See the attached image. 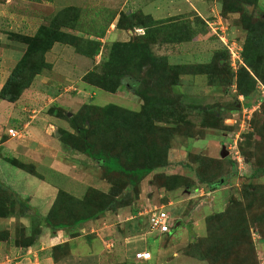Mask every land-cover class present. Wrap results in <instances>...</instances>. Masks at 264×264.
Listing matches in <instances>:
<instances>
[{
  "label": "rangeland",
  "instance_id": "rangeland-1",
  "mask_svg": "<svg viewBox=\"0 0 264 264\" xmlns=\"http://www.w3.org/2000/svg\"><path fill=\"white\" fill-rule=\"evenodd\" d=\"M168 1L172 0H129L127 4H141L146 11L155 13L157 7ZM191 1L217 29L219 37L203 34V40L192 46L179 47L173 55L165 54L168 61L208 63L215 51L220 50L224 54L220 62L227 75L230 70L231 79L211 82L207 73L184 74L177 84L170 85L171 81L159 84L156 76L134 72L120 89L111 92L85 82L84 75L94 69L102 70L114 41L129 40L139 33L127 31L119 36L120 27L109 25L113 12L124 0H0V89L26 50V44L16 40L13 33L34 35L41 25L52 23L59 11L75 4L82 9L81 15L64 30L91 39L105 33L101 49L93 57L78 53L70 44L56 42L47 52L46 60L57 64V69L43 70L37 75L18 104L0 98V182L15 201V215L0 217V231H8L9 235L7 240L0 241V264H44L42 258L51 255L54 245L46 251H37L38 255H34V250L28 254V249L18 245L34 239L32 246H47L40 239V224L52 230L41 215L44 204L36 203L37 199H43L41 186L46 183L43 179L60 184V191H66L75 183L71 175L79 178L83 169L89 174L82 177L81 190H74L79 197L86 196L90 187L107 193H112L114 187L115 193H121L114 209L99 217L93 227L80 230L73 248L70 243L64 244L59 253L70 254L62 256L61 264H264V83L258 82L256 91L250 95L241 93L238 68L242 62L233 67L231 55L224 51L228 38L242 45L246 40L241 13L225 11L227 0ZM245 7L257 17L264 16V0ZM192 15L195 19L197 13ZM162 50L170 53L166 47ZM179 53L185 55L177 57ZM140 85L143 90L161 95L174 110L163 113L155 122L158 129L156 126L153 134L147 135V144L154 149L156 168L135 186H127L125 181L120 183V176L128 175H108L102 160L93 159L82 144L75 147L61 135L68 131L76 133L69 118L89 110L93 121L88 126L89 140L96 146L117 148L113 151L116 153L120 146L113 142L111 135L115 133L111 131L103 137L92 129L101 114L90 106L113 103L140 111L143 101L135 94ZM57 109L68 117L58 115ZM82 125L87 127V123ZM10 127L19 130L17 136L8 134ZM157 156L164 158L165 163L158 165ZM11 157H19L24 167L9 162ZM131 157L137 160V154ZM107 164L114 165V160ZM256 169L260 171L255 173ZM198 172L215 183L210 186L200 180ZM49 203L52 206V201ZM155 206L169 212L172 234L149 229V211ZM242 207L249 219V233L241 226L226 233L215 222V216L227 210L231 211L229 216L240 219ZM240 248L249 251L248 258L241 260L235 255ZM141 250L150 251L152 258L136 261L135 253Z\"/></svg>",
  "mask_w": 264,
  "mask_h": 264
},
{
  "label": "trees",
  "instance_id": "trees-1",
  "mask_svg": "<svg viewBox=\"0 0 264 264\" xmlns=\"http://www.w3.org/2000/svg\"><path fill=\"white\" fill-rule=\"evenodd\" d=\"M256 2L257 0H227L225 5V11L241 13L242 24L247 31L242 51L243 64L238 68V87L240 92L245 95L249 92V95L255 92L257 86H259L258 82L264 83V16L261 18L257 17L245 7L246 4L254 5ZM81 10L75 5L63 8L52 23L41 25L34 35L13 33L14 35L12 36L16 40L26 44V50L0 89L1 99L17 102L23 92L31 86L37 75L41 74L43 70H50L53 67V64L46 60V54L56 42L70 44L75 47L78 53L89 57L96 56L99 53L102 46V41L99 38H103L105 33L98 34V38L91 39L63 29L72 20L75 22L79 18ZM193 24L195 27H192ZM117 26L133 30L139 26L144 28L145 31L143 34H138L127 41H114L103 60L102 70L94 69L84 75V81L97 88H105L108 91L116 92L123 86L127 77L133 75L134 72L144 73L147 76H156L159 84L171 81L168 82L170 85L177 84L184 74L207 73L211 82L218 80L224 83L229 77L231 79L230 70L229 75H227V71L224 70L225 67L220 62V57L223 58L224 55H222L223 52L220 50L215 51L213 61L199 64H172L168 61L166 55L160 56L154 51L157 44L162 46L164 42L180 43L192 40L196 36L201 38L203 34L207 35L209 33L208 35H211V37L218 38V35L209 26V20H205L199 15H196L194 21L184 19V17H177L167 21L164 19L155 20L151 15L143 13H135V15L131 16L124 12L121 14ZM224 51L230 57L228 48H225ZM136 80L137 82L139 81V79ZM142 81H145V77H142ZM135 94H138L143 101L140 111L113 103L101 107L90 106L91 109H95L101 114L97 117V126H94L96 128L92 126V129L103 137L108 136L113 131L115 133V135H111L114 136L112 137L114 139L113 142L119 143L115 145L120 146L116 153H113V151L117 148L113 150L104 144L96 146L94 142L89 140L88 126L89 124L93 125L89 110L69 118L75 125L76 133L68 131L62 132L61 135L62 139L70 141L75 147L82 144L84 150L93 159L102 160L108 175L113 173L120 175L125 173L128 175L125 178L120 176L122 178H120V183L125 181L127 186L129 184L135 186L156 168L154 149L153 146L147 144V135L153 134L157 126L155 122L159 121L163 113L174 110L169 104L167 105L161 95L151 90H143L141 85L135 88ZM57 114L66 116L65 113H61L58 109ZM86 123L87 127L82 125ZM126 137L131 138L130 141L124 140ZM133 151L134 154H137L136 161L133 160L134 157H131L134 155ZM122 156L126 158L125 161ZM159 158L160 162L158 165L164 164V158L157 156V160ZM8 160L15 166L24 167V164L20 163L18 161L20 159L17 157H11ZM110 160H114V165L109 166L107 164ZM258 171L260 170L256 169L255 173H258ZM262 171L264 172V169ZM198 175L200 180L206 181L210 186L215 183L212 178L203 177L199 172ZM114 190L115 188L113 187L112 193H107V191L96 187H90L86 196L82 198L61 190L44 220L52 231L62 229L67 231L72 238L78 237L80 228L84 223L102 217V215L104 216L107 210L114 209L117 206V197L121 192L115 193ZM14 206L15 201L11 193L0 182V217L14 216ZM230 213L231 211L227 210L217 214L215 222L224 227L223 229L226 230V233L228 230L236 231L239 226L249 233V219L245 215V208L242 207L241 209L240 219H237L235 215L229 216ZM170 226V231L164 234L170 235L173 233V226L171 224ZM8 237V231H0V241H5ZM34 243V239H29L18 245L27 248ZM67 243L69 244V242H66L53 246V252L50 256L55 262L60 261L64 255L68 256L70 254V252L66 254L59 253L64 248V244L66 246ZM245 250L240 248L235 255H239L238 257L241 260L242 257L243 259L245 257L248 258L247 253L249 251L245 252ZM148 260L136 261L146 262ZM232 264L235 263L233 262Z\"/></svg>",
  "mask_w": 264,
  "mask_h": 264
},
{
  "label": "crops",
  "instance_id": "crops-1",
  "mask_svg": "<svg viewBox=\"0 0 264 264\" xmlns=\"http://www.w3.org/2000/svg\"><path fill=\"white\" fill-rule=\"evenodd\" d=\"M128 1L129 0H124V2L122 4H120V8L118 10H115L113 12V16H112L111 21H110L111 23L109 25L114 24V27L117 28L118 27L117 26V23L119 22L120 16L124 12H126V14L131 15V16L132 15H135V13L149 14L155 20L164 19V20H167V21L169 19H173V18H177V17H184V19H189L190 21L191 20L193 21L194 15H192V14H195V12L197 13V15H200V16L203 17V15L201 14L200 9L197 8V5L195 6L196 3H194L191 0H172V1H168V2L164 3V5L162 7H157V12H155V13L154 12L146 11L141 4L134 3V4L129 5V4H127ZM147 1H149V0H147ZM114 3H115V5H117V2H114ZM75 6H79V5L75 4ZM141 6H142V8H141ZM180 8H184V9L186 8L188 10V11L186 10L188 13L187 12L182 13L181 11L180 12L179 11H176V10H178ZM146 12H148V13H146ZM183 15H185V16H183ZM187 15H189V17H187ZM117 29H119V30H117V33L119 32L118 33L119 36H121V35L123 36L124 33L127 32V31L128 32L129 31L130 32L131 31L139 32V33H136V35L143 34L144 31H145L144 28L139 27V26L138 27H135L134 30H132L131 28H125V27L117 28ZM127 29H129V30H127ZM107 31H106V36H107ZM110 32H112V30H110ZM99 39L100 40H103V38H101V37ZM201 40H203V38H199V36H196L192 40L183 41V42H180V43H174V44H172V43H165L164 42V45H162V46H160V45L157 44V47H155V50H156V53L157 54H160V55H165V54H172L173 55V54L177 53L176 50L179 47H182V46H192V43H195V42H198V41H201ZM122 41H127V40L126 39L125 40L122 39ZM169 45H170V47H168ZM201 45L204 46V42H202ZM165 47L167 49H169L170 53H168L166 51L163 52L164 49L162 50V48H165ZM158 48H160V50H161L159 53H158ZM174 48H176V49L174 50ZM179 54L180 55H177V57H183L185 55V53H179ZM190 54L192 55L191 58H194L195 55H193L192 53H190ZM52 68H56L57 69V64H53V67ZM55 73H57V72L55 71ZM56 99L58 100L57 97H56ZM13 103L18 104V101H17V103L16 102H13ZM16 114H19V112L17 111ZM33 117H34V115H33ZM71 132H73V131H71ZM0 142H1V136H0ZM22 148L26 149V147H22ZM21 151H23L24 154H25V151L23 149ZM14 153L15 154H18V150H17V152H14ZM17 158H19V157H17ZM52 164H55V163H51V165ZM68 168H70L69 165H68ZM74 172L78 175V173L76 172V170H74ZM86 173L89 174L86 170L83 169V170H81V173H79L81 176L78 175L79 178L74 177L75 175L74 176L71 175V178H72V180L75 183L71 184V186H69V184H68L69 187H68V190H66V191L69 192L70 194L74 195V196L79 197L80 194L78 195L75 191H78L79 192L81 190V187L83 186V182H82L83 179H82V177ZM43 181L46 182L44 186H41V191L43 192L41 197L43 199L42 200L37 199L36 203H39L41 205L44 204L43 205V208L41 210V215L44 218L48 214V212H49V210L51 208V205H50L49 202L52 201L51 204H53V202H54V199H53L54 195H56L57 192L60 191V188H58L60 186V184L58 185V183H55V182L52 183V182L46 181L45 179H43ZM50 192H53V193H50ZM107 211H109V210H107ZM37 215H38V213H37ZM136 215H137V213L135 214V216ZM138 216H140L139 215V212H138ZM100 218H102V217H100ZM100 218H97L95 220H90V221L84 223L82 225V227L80 228V230H82L84 228L88 229V228L93 227ZM40 228L42 229V233H41V236H40L42 238H40V239L42 240V243L43 244L47 243V246L44 247L42 245L39 248L38 247H35L36 245L35 246H29V247L25 248V249H28V252H27L28 254L31 253V251L34 250L35 251L34 255H38V252L37 251H46V248L49 247V246H52V245L55 246L57 244H63V243H66V242H69L71 244L72 248H73L72 243L76 239V237L75 238H72L71 235L67 231L61 229V230H56V231L54 230V231L51 232L48 229H46L45 226L42 223L40 224ZM92 231H94V230H92ZM48 242H51L52 244L49 245L50 243H48ZM42 259L45 260L44 261V264L45 263H47V264H61V261H63L61 259V261L55 262L51 256H45V258H42Z\"/></svg>",
  "mask_w": 264,
  "mask_h": 264
},
{
  "label": "built area",
  "instance_id": "built-area-1",
  "mask_svg": "<svg viewBox=\"0 0 264 264\" xmlns=\"http://www.w3.org/2000/svg\"><path fill=\"white\" fill-rule=\"evenodd\" d=\"M211 25L212 24L209 23V26L212 28L213 32H215L219 37V33L217 32V29H214ZM224 26H226L228 29V25H225V23H224ZM221 38L225 41V38L223 36ZM225 43H226L225 44L226 48H228V50L230 52L233 67L236 66V63L239 61L242 62V64H243V61L241 59L242 51H243V45L240 44L235 39L232 40V38H230V39L228 38V40L225 41ZM18 131L19 130L16 129L15 127H10L8 129V134L12 137H15V136H17ZM149 214H150V218H149L148 224H149V229L151 231H158L159 233H165V232L170 231V229H171V226L169 223L170 214L168 211L155 206L153 209H151L149 211ZM151 258H152V253L148 250H141V251H138L135 253V259L136 260H147V259H151Z\"/></svg>",
  "mask_w": 264,
  "mask_h": 264
},
{
  "label": "water",
  "instance_id": "water-1",
  "mask_svg": "<svg viewBox=\"0 0 264 264\" xmlns=\"http://www.w3.org/2000/svg\"><path fill=\"white\" fill-rule=\"evenodd\" d=\"M227 155V152L226 153H223V156Z\"/></svg>",
  "mask_w": 264,
  "mask_h": 264
}]
</instances>
